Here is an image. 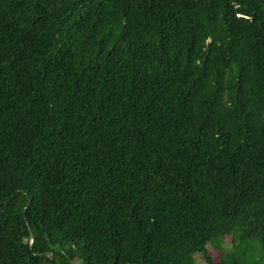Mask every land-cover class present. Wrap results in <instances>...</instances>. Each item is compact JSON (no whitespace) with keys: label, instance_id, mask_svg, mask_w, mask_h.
I'll use <instances>...</instances> for the list:
<instances>
[{"label":"trees","instance_id":"16d2710c","mask_svg":"<svg viewBox=\"0 0 264 264\" xmlns=\"http://www.w3.org/2000/svg\"><path fill=\"white\" fill-rule=\"evenodd\" d=\"M226 236L264 255V0H0V264Z\"/></svg>","mask_w":264,"mask_h":264},{"label":"rangeland","instance_id":"374dc122","mask_svg":"<svg viewBox=\"0 0 264 264\" xmlns=\"http://www.w3.org/2000/svg\"><path fill=\"white\" fill-rule=\"evenodd\" d=\"M215 243V242H214ZM215 245V244H214ZM220 253L221 258L231 259L244 258L246 264H263L264 255L261 251L260 245L256 241L250 242H236V247L231 248V240L229 236L224 237L223 243H216L215 245ZM208 249L212 251V245H208ZM214 257L217 254L216 251L211 253ZM196 264H204L202 257L199 254L194 256ZM81 262H75V264H80Z\"/></svg>","mask_w":264,"mask_h":264}]
</instances>
